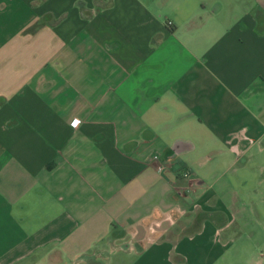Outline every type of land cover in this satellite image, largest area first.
<instances>
[{
	"label": "crops",
	"instance_id": "obj_1",
	"mask_svg": "<svg viewBox=\"0 0 264 264\" xmlns=\"http://www.w3.org/2000/svg\"><path fill=\"white\" fill-rule=\"evenodd\" d=\"M262 183L264 0H0V264H264Z\"/></svg>",
	"mask_w": 264,
	"mask_h": 264
},
{
	"label": "rangeland",
	"instance_id": "obj_2",
	"mask_svg": "<svg viewBox=\"0 0 264 264\" xmlns=\"http://www.w3.org/2000/svg\"><path fill=\"white\" fill-rule=\"evenodd\" d=\"M256 171V165H252L251 167V174ZM263 186L262 188L264 189V183H262ZM256 207V212L253 213L252 211L250 212V216L248 215V212L245 214V217H247L249 223H251L249 227V231L251 232V241L248 243L249 247L254 250L257 248L259 245H263L262 248H264V209ZM247 215V216H246ZM246 219V220H247ZM259 220V222L255 223V220ZM250 251V250H248ZM262 250H257L256 252H253V256L257 257L259 253ZM252 257V258H255Z\"/></svg>",
	"mask_w": 264,
	"mask_h": 264
},
{
	"label": "built area",
	"instance_id": "obj_3",
	"mask_svg": "<svg viewBox=\"0 0 264 264\" xmlns=\"http://www.w3.org/2000/svg\"><path fill=\"white\" fill-rule=\"evenodd\" d=\"M157 159V156L154 154V152H151L149 153V155L145 156L143 159H142V162L144 164H150L153 160ZM161 168H159L160 170Z\"/></svg>",
	"mask_w": 264,
	"mask_h": 264
}]
</instances>
